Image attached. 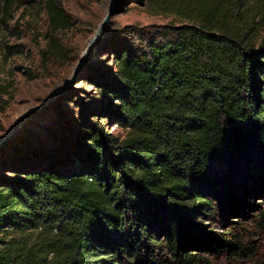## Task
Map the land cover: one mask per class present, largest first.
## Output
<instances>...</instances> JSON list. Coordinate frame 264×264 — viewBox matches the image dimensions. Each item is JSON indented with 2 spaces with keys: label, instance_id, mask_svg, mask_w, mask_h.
Instances as JSON below:
<instances>
[{
  "label": "trees",
  "instance_id": "1",
  "mask_svg": "<svg viewBox=\"0 0 264 264\" xmlns=\"http://www.w3.org/2000/svg\"><path fill=\"white\" fill-rule=\"evenodd\" d=\"M21 1L0 0V59L24 53L6 35ZM137 1L183 23L153 33L127 28L107 41L103 34L91 51L110 42V66L90 69L98 106L68 136L69 148L0 162V264L256 256L254 239L264 232V0ZM43 8L57 49L71 18L61 0ZM5 95L0 78V113Z\"/></svg>",
  "mask_w": 264,
  "mask_h": 264
},
{
  "label": "rangeland",
  "instance_id": "2",
  "mask_svg": "<svg viewBox=\"0 0 264 264\" xmlns=\"http://www.w3.org/2000/svg\"><path fill=\"white\" fill-rule=\"evenodd\" d=\"M43 2L22 0L6 34L9 42L24 53L0 59V78L8 100L0 113V140L19 116L27 110L33 113L2 147L0 162L10 156L19 160L29 158L37 149L62 153L69 148L68 136L80 129L82 120L88 117L87 109L98 106L94 100L95 86L87 79L90 69L110 66V42H105L106 49L101 51H91L95 43L86 49L111 4L115 3L118 13L101 30L100 37L104 34L105 41L126 36L123 34L127 28L153 33L161 26L183 23L173 16L152 14L137 0H61L72 26L58 35L54 49L52 44L49 46ZM48 48L50 51L42 55ZM54 93L57 95L50 99ZM108 130L122 134L112 123ZM254 240L258 250L251 260L229 261L219 257L213 264H264V232H259Z\"/></svg>",
  "mask_w": 264,
  "mask_h": 264
},
{
  "label": "water",
  "instance_id": "3",
  "mask_svg": "<svg viewBox=\"0 0 264 264\" xmlns=\"http://www.w3.org/2000/svg\"><path fill=\"white\" fill-rule=\"evenodd\" d=\"M118 11L115 8V3L111 4L110 8L108 9V12L106 13V15L104 16V18L101 21V24L99 26V30L96 32V34L94 35V37L92 38V40L90 41L89 45L87 46V50H89L91 48V46L96 42V40L100 37L101 34V30L104 26H106L110 20V18L112 16H114L115 14H117ZM58 93V92H57ZM57 93L52 94V96L50 97V99H53ZM33 113V110H27L26 112H24L21 116H19L16 121L14 122L12 128L9 130V132L6 134V136H4L1 140H0V149L6 145V143L8 142V140L13 136V134L19 129L21 123L29 116Z\"/></svg>",
  "mask_w": 264,
  "mask_h": 264
}]
</instances>
